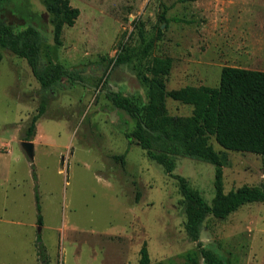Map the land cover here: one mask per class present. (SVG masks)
Segmentation results:
<instances>
[{
    "label": "rangeland",
    "instance_id": "1",
    "mask_svg": "<svg viewBox=\"0 0 264 264\" xmlns=\"http://www.w3.org/2000/svg\"><path fill=\"white\" fill-rule=\"evenodd\" d=\"M69 2L80 15L58 39L53 15L38 0L10 6L16 11L25 5L26 15L5 14L12 24L31 23L41 30L43 66L56 62L85 72L84 83L64 78L50 98L36 123L30 160L22 143L41 102V87L25 59L1 51L0 264H42L40 243L48 264H140L144 244L151 264H205L198 243L186 234L177 182L134 138L129 142L126 134L136 120L114 108L106 95L117 92L147 105L142 77L150 76L155 57L173 60L167 90L218 87L226 66L264 71V0ZM149 41L154 45L145 53ZM122 44L133 56L115 68L112 60ZM166 105L175 116L193 111L171 99ZM211 143L222 152L225 193L264 185L263 156ZM125 152L124 165L112 159ZM175 162L173 174L187 178L211 204L215 166L184 157ZM200 242L226 264H264V202L247 204L225 220L208 216Z\"/></svg>",
    "mask_w": 264,
    "mask_h": 264
},
{
    "label": "trees",
    "instance_id": "2",
    "mask_svg": "<svg viewBox=\"0 0 264 264\" xmlns=\"http://www.w3.org/2000/svg\"><path fill=\"white\" fill-rule=\"evenodd\" d=\"M31 0H0V63L2 50L26 60L31 72L41 87V102L37 113L32 117L26 131V140L32 141L36 134V123L48 109L49 100L66 78L72 84L84 83L83 69H68L56 62L41 63L44 37L34 24L16 25L10 23L5 14L16 15V11L24 15L26 6L18 10L10 9L13 3L18 5ZM42 2L48 13L54 17V34L58 39L62 28L72 27L80 15L77 8L70 5L69 0H38ZM17 7V6H16ZM161 15L162 23L168 25L169 19ZM26 15V14H25ZM27 16H30L27 15ZM162 35V27L158 29V38ZM154 41L145 46V53L152 49ZM133 54L121 45L117 56L112 60L114 67L126 64ZM173 67L169 57H155L149 68L150 76H143L148 87V103L140 106L129 97L117 92H108L106 97L114 108L126 112L136 120V128L126 134L131 143L134 138L146 152L148 159L161 165L165 172L177 182L183 197L186 220L184 223L187 236L198 243V249L205 264H226L212 250L201 245L200 236L205 220L213 216L219 220L227 219L232 213L251 203L264 202V185H243L228 193L224 191L223 156L216 151L212 139L224 150L249 153L264 157V71L241 67H223L218 87L187 86L180 89L167 90L166 83ZM171 99L193 107L190 116L171 115L167 108V100ZM127 152L115 155L112 159L125 164ZM184 157L215 166V196L208 204L199 192L192 189L187 178L173 174L176 167L175 158ZM139 195V194H138ZM38 219L43 225V217L36 195ZM41 242L40 236L38 243ZM38 257L42 264H48L44 245H38ZM140 264H151L147 245L140 251Z\"/></svg>",
    "mask_w": 264,
    "mask_h": 264
},
{
    "label": "water",
    "instance_id": "3",
    "mask_svg": "<svg viewBox=\"0 0 264 264\" xmlns=\"http://www.w3.org/2000/svg\"><path fill=\"white\" fill-rule=\"evenodd\" d=\"M22 147L30 160L34 159V143L32 141H25Z\"/></svg>",
    "mask_w": 264,
    "mask_h": 264
}]
</instances>
